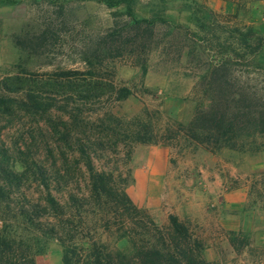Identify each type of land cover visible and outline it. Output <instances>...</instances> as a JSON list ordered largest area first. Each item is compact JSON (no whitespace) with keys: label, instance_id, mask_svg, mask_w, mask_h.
<instances>
[{"label":"rangeland","instance_id":"374dc122","mask_svg":"<svg viewBox=\"0 0 264 264\" xmlns=\"http://www.w3.org/2000/svg\"><path fill=\"white\" fill-rule=\"evenodd\" d=\"M204 1L217 13H238L237 5L225 0H139L133 12L138 18L160 16L196 30L195 3ZM54 5L64 7L67 22L58 34L74 39V48L61 50L56 44L39 54L17 47L15 37L38 32L47 18L60 19ZM125 9H109L94 0H0V82L17 75L49 77L75 68L83 76L92 73V81L98 83L95 89L82 83L75 99L60 101L63 110L21 114L10 122L0 118V188L5 191L0 197V236L43 248L37 264H63L64 248L50 233L61 227L60 219L74 217L76 242L87 241L83 238L87 234L113 242L102 228L98 205L89 198L84 163L76 151L57 140L64 133L69 142L91 140L95 169L110 174L160 227L177 217L205 243L206 260L231 264L235 254L227 239L230 232H241L264 246V135L216 144L199 129L191 132L189 125L199 97L206 99L205 92L195 88L197 79L186 55L178 59L182 43L177 49L165 44L164 28L158 47L146 54L103 58L96 69L78 62L83 44L109 30L114 14ZM246 17L264 36V1L255 3ZM55 23L58 32L61 21ZM254 59L264 65V46ZM64 157L71 164L78 161L70 177L64 176ZM32 160L44 168L50 190L66 212L60 219L48 214L35 218L34 205H39L41 214L46 211V193L42 181L33 174L29 178ZM71 195L79 199L78 211ZM116 246L127 250L129 241L121 239Z\"/></svg>","mask_w":264,"mask_h":264},{"label":"trees","instance_id":"16d2710c","mask_svg":"<svg viewBox=\"0 0 264 264\" xmlns=\"http://www.w3.org/2000/svg\"><path fill=\"white\" fill-rule=\"evenodd\" d=\"M94 1L109 9L121 6L126 9L114 14L113 26L109 30L91 36L83 44L78 62L96 69L101 66L103 58L113 60L125 55L146 54L158 47L160 41L157 39L164 28L165 44L176 48L182 43L178 59L186 55L190 70L195 72L193 77L197 79L195 88L205 92L206 99L199 97L189 125L191 132L199 129L207 140L216 144H230L238 139L264 135V65L254 59L264 46V36L246 17L255 3L264 0H225L237 5L238 13L235 15L217 13L205 1L200 5L195 3L199 11L195 18L196 30L181 24L173 25L160 16L136 17L133 8L139 0ZM54 6L59 9L60 19L55 20L61 21V29L57 32L55 20L47 18L38 32H25L15 37L17 47L39 54L48 53L47 48L52 49L56 44L61 50H65L64 47L70 51L74 48V39L68 36L62 39L58 34L66 29L64 7ZM206 22L209 24L206 25ZM46 64L51 65L52 62ZM83 75L74 68L60 70L49 77L35 74L5 78L0 82V118L10 122L21 114L37 116L48 114L52 108L63 110L60 101H69V97L70 100L75 99L82 83L96 88L98 83L92 81V73ZM119 94L123 97V93ZM73 117L76 122V116ZM55 128H59L57 124ZM61 135L57 140L65 142L72 152L76 151L88 171L89 198L98 205L100 220L104 223L102 228L113 240L101 242L87 234L83 237L87 241L76 242L77 222L74 217L60 219L66 212L50 190L44 168L32 160L29 163V178L33 174L36 180L42 181L46 193V211L42 210L41 214L36 204L33 212L35 218L48 214V217L60 219L61 227L56 232L51 228L50 233L64 248L63 264H223L220 259H205V243L177 217L171 216L167 226L160 227L151 214L133 203L110 174L97 171L90 154L94 145L91 140L69 142L64 133ZM64 162V176L70 177V169L78 161L71 164L64 157ZM2 171L10 176L3 167ZM0 197H5L4 188H0ZM70 199L78 211L80 206L76 203L79 199L75 195H71ZM124 238L129 241L127 250L116 246ZM227 239L235 254L231 264H264V246L256 245L241 232L232 231ZM36 247V243L0 236V264H37V256L43 248Z\"/></svg>","mask_w":264,"mask_h":264}]
</instances>
